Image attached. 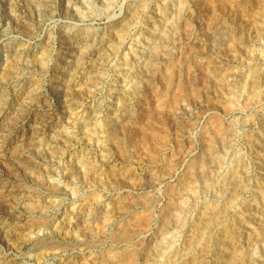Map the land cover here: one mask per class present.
Listing matches in <instances>:
<instances>
[{"label":"rangeland","instance_id":"374dc122","mask_svg":"<svg viewBox=\"0 0 264 264\" xmlns=\"http://www.w3.org/2000/svg\"><path fill=\"white\" fill-rule=\"evenodd\" d=\"M0 264H264V0H0Z\"/></svg>","mask_w":264,"mask_h":264},{"label":"bare ground","instance_id":"6f19581e","mask_svg":"<svg viewBox=\"0 0 264 264\" xmlns=\"http://www.w3.org/2000/svg\"><path fill=\"white\" fill-rule=\"evenodd\" d=\"M198 1H200V0H198ZM225 1H227V2H230V1H233V0H225ZM138 8V7H137ZM232 11H233V8H232ZM123 27V26H122ZM161 35V34H160ZM154 52V51H153ZM151 118V117H150Z\"/></svg>","mask_w":264,"mask_h":264}]
</instances>
